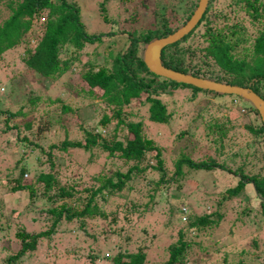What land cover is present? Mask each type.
<instances>
[{
    "label": "trees",
    "instance_id": "trees-1",
    "mask_svg": "<svg viewBox=\"0 0 264 264\" xmlns=\"http://www.w3.org/2000/svg\"><path fill=\"white\" fill-rule=\"evenodd\" d=\"M81 1L0 0V96L4 98L0 102L7 101L5 98L14 90L13 84L18 87L29 85V79L54 83L79 62V84L66 87V90L74 93L76 98L79 94L98 96L103 99L104 109L111 104L116 106L114 123L105 112L98 117L93 128L86 127L79 120L76 127L81 137L68 139L67 124L63 119H54L51 115L44 119H36L34 114L26 116L41 101L31 89L23 103L13 104L14 107L0 105V131L5 141L3 147L9 146L10 162L9 166L0 169V185L4 182L0 191V264H32L31 257L35 259L44 244L41 262L36 260L33 264H59L60 257L67 258L64 264H77L82 257L88 264H97L103 256L107 264H144L145 250L140 246L134 250L129 247V243L133 244L135 240L133 224L160 205L162 186L182 188L185 166L202 171L222 169L234 175L236 182L223 190V198L237 197L246 186L250 187L259 203L258 219L253 221L256 223L255 235L249 238V249L240 248L239 256L236 259L231 257L230 261L224 252L222 261L224 264H261L259 252L264 246V127L251 102L239 95L226 94L236 100L243 99V110L255 115L242 128L245 148L251 151H245L244 158L234 167L227 165L224 159L219 162L216 157L208 155L194 161L186 152H180L174 159L172 171L168 172L161 147L143 132L142 122L129 121L123 116L126 104L145 105L148 121L166 124L173 117L161 99L162 94L171 95L174 90L185 87L191 91V97L225 94L155 75L143 62L145 44L182 26L198 0H154L153 18L147 26L141 27L135 26L141 22L142 11L127 8L123 18L126 26H123L121 19L108 16L106 0L96 3L98 10L90 0L91 10L95 9L93 13L111 27L109 31L92 33L87 31L80 16ZM146 3L138 1L141 7ZM39 30L40 36L36 37ZM110 34L113 42L107 40ZM94 42L106 43L100 57L97 51L85 52ZM110 43L117 44V49L112 51ZM62 54L68 58H62ZM160 60L165 67L176 71L247 87L264 99V0H207L193 28L162 47ZM21 75L29 79L24 81L19 77ZM1 85L6 87L7 93L1 91L4 89ZM60 109L78 117L77 107L62 102ZM237 119L228 113L220 114L218 108L204 118L194 110L189 117L174 119L181 127L174 142L191 132L202 139L198 138L200 142L211 143L218 150L217 146L222 148L225 143H230L233 134L240 131L241 128L234 124ZM60 128L65 132L63 139L49 141L51 136H57ZM105 129L107 133L104 134L102 130ZM12 131L17 137L15 151L11 148L14 144L9 145L8 140ZM20 146L31 149L18 150ZM93 149L113 160H120L126 166L110 173L99 171L76 178L58 171L64 154L70 156L73 150L91 152ZM41 154L45 156L43 161L39 160ZM248 154L255 158L248 160ZM237 155L238 151L233 152L230 158ZM92 160L90 155L87 162ZM38 161L44 167L36 166ZM254 162L259 166L250 172L249 168L255 167ZM28 172H32L31 178H27ZM155 172L159 174L135 188V184ZM3 193L12 195L10 202L3 200ZM168 204L172 209L173 204ZM187 204L180 199L176 204L178 211L185 214L183 209ZM35 206H39L40 211H36ZM35 211L39 215L36 216ZM26 215L31 216L29 219L34 228L24 224L21 218ZM223 217L218 209L186 212L177 229V237L167 246L168 255L163 264H187L194 236L218 224ZM236 219L243 222L239 216ZM96 223L114 226L116 229L112 228V232L105 229L104 232L107 237L113 233L116 239H122L123 248L102 257L93 248L92 252L83 253L84 240L97 236L91 231V225ZM63 239L70 240L69 244L57 245ZM92 241L97 244L96 238ZM251 252L254 254L250 255Z\"/></svg>",
    "mask_w": 264,
    "mask_h": 264
},
{
    "label": "rangeland",
    "instance_id": "rangeland-1",
    "mask_svg": "<svg viewBox=\"0 0 264 264\" xmlns=\"http://www.w3.org/2000/svg\"><path fill=\"white\" fill-rule=\"evenodd\" d=\"M99 1L100 0H92V3H94L93 6L96 10H98V5L96 7V3ZM138 1L140 0H128V2H123V0H106L105 4L107 14L109 17L121 19L120 22L123 24V26H126L123 18L128 12L127 8L133 9L134 11L139 10L143 12L140 17L141 22L136 23L137 26H134H147L153 18L152 9L154 7V0H143L147 2L145 7H141L140 4H138ZM81 3L83 6L81 5L80 7V16L83 18L82 20L85 23L86 29L89 33H92L93 31L105 32L111 29L110 26L104 24L100 18L96 16L95 13H93L95 9L94 11L91 10L90 0H83ZM37 33L36 37H38L40 30L37 31ZM107 40H111L113 42L112 34L108 36ZM105 44V42H94L93 44H89L85 52L90 53L92 51H97L100 53V57L103 54ZM117 47V44L110 43V48L112 51L114 48L117 49ZM62 55V58H68L67 55ZM78 63L79 62H75L74 66H71L72 68L65 71L54 83L53 81L52 83H44L42 81L26 78L24 75L19 76L20 78H23L24 81H27L25 79H29V85L26 83L24 86H20V91V87L13 84L12 87L14 90L9 92L7 99L5 98V100L8 102H0V105L6 106L9 104L10 106H13V104L15 105L16 103H23L27 99V91L31 89L39 95L41 101H39L35 109L32 110V112H29V114L26 116L28 117L31 114H34L36 119H44L47 115H51V117L54 119H63L64 123L67 124L66 137L68 139L81 137V132L76 127V123L79 120H81L86 127L93 128L98 117L103 112H105L112 118L114 123L116 120L114 118L115 105L111 104L107 109H104V102L102 98L94 95H84V97L83 94H79V98H76V96L73 95L74 93L71 94L68 90H66V87L71 88L72 85L79 84V73L77 70L80 65ZM21 69L22 71L24 70V68ZM7 70L9 71L8 67ZM1 71L4 72L6 70L2 69ZM1 86L4 88L1 91L7 93L6 87L4 85ZM2 99L4 98L0 96V100ZM161 99L164 100L168 106V109L172 112L173 118H171L172 120L166 124H154L148 121L146 118L147 113L145 105L138 107L133 103L129 105L126 104L125 107H123V116L129 121L142 122L143 132L146 133L147 136L152 137L161 147L164 165L168 172L172 171L174 159L179 156L180 152H186L188 156L194 161L205 159L208 155L216 157L219 162L224 159L227 162V165L234 167L244 158L245 154L243 153L245 151H251L250 149L245 148V136L243 134L244 131L242 128L244 123L252 120L255 115L249 112L246 113L243 110L244 106L241 105L244 103L243 99L236 100L226 94H221L216 97L209 95L199 97L197 94L195 97H191V91L186 87L174 90L171 95L162 94ZM62 102L70 104L74 108L77 107L78 117H76L70 111H61L60 103ZM215 108H218L220 114L228 113V115L238 117L237 121H234V124L239 126L241 129H239V132L233 134V138L230 139V143H225L222 148L217 146L218 150H216L214 145L211 143L205 144L204 142H200L198 139L200 137H198L196 134H192L191 132H188L187 135H185L178 142H174L175 136L177 135L179 129H181L180 126H177V122L174 121L175 118L183 119L187 116L189 117L194 110H198L199 114L203 118L209 117L213 114ZM122 132H126V130L120 131V134H124ZM56 133L57 136H51L49 141H61L63 139L65 135L63 128H60ZM102 133H107L106 129L102 130ZM2 136L3 132L0 131V169H4L10 165L9 154L7 150V147L9 146L3 147L5 145V141L4 137ZM119 137L121 138L120 135ZM8 140L9 145L14 144L11 148L13 151H15L18 147L16 145L18 144L17 137L14 136L13 131L11 132ZM20 149L30 151L31 148L29 146H20L18 150ZM13 151L11 152L14 153ZM236 151L239 152V155L233 159L230 158V154ZM90 155L93 156V160L92 162L88 163L87 161ZM39 157V160H45L44 155L41 154ZM251 157L255 158V156L248 154V160ZM40 162L38 161L35 163V165L44 167L43 163ZM59 164L60 166H58V171L61 170L62 175L74 178L78 177V175L83 177V175H88L95 172L97 173L99 171L110 173L116 168L123 169L126 166L125 164H121L120 160H113L104 153L94 149L91 152L73 150L70 156L64 154L63 158L60 159ZM254 164L255 167L253 166L252 168H249L250 172L256 171L259 166L256 162H254ZM35 165L33 166L34 168ZM84 166H86V168L83 170ZM183 169L185 177H182V188L176 189L171 186L167 189L165 185L162 186V190L160 192L161 195L159 197L160 205L155 207L152 213L146 212L147 214H145L144 217H142L140 220H137L133 224V227L135 228L132 231L135 240L133 244L129 243V247L133 248L134 250L137 246H140L145 250L144 264H163L168 255L167 246L177 237V229L181 226L182 221H184L183 218H185L186 212L193 211L196 213H201L205 210L209 211L212 209H218V211L224 215L222 221L216 225L210 226L205 231H202L194 236L195 242L193 243L189 252L187 264H224L222 261V254L224 252H226V255L228 254L227 257L229 261L231 257L232 259H236L239 256L238 251L240 248L249 249V238L253 234L255 235L256 223L253 221L258 219L256 216L259 207L258 200L256 197H254V194L250 190L249 186H246L242 194L237 197H233L231 199L223 198V190L234 185L236 182V177L230 172H226L222 169H215L212 171L191 170L186 166ZM157 174L159 173L155 172L154 174L147 175L148 177L143 179V181H140L139 184H135V188H137L138 185H144V183L149 178H152ZM31 176L32 172H28L27 178H31ZM3 184L4 182L0 185V191L3 189ZM51 192L52 190H49V193ZM2 196L5 202H10L12 198V195L6 193H3ZM180 199H183L188 203L187 207L183 209L185 214H182V211H178V205L176 204L180 201ZM14 202L16 203V201ZM168 202L173 204L172 209L170 208ZM29 208L32 209L31 207ZM34 208H36V211H40L39 206H35ZM170 213L172 216L169 215ZM35 215L37 216L39 214L36 212ZM236 216H239L243 222L238 221ZM29 218H31V216L28 217L26 215L22 216L21 219L24 220V224L26 226L32 229L34 226L32 227L33 223H31ZM246 221L248 222L247 225ZM261 222H263V220ZM112 228L116 229L114 226L111 227L109 225L97 223L93 226L92 224L91 231L95 232L97 235L95 237V242H97V244L93 243L92 241L95 238L92 240H84L81 246L82 252H92L93 250L91 248H93L94 251H97L101 255L100 257H102L103 254L105 255L106 253H109L108 255H111L117 250L123 248L124 243L122 244V239H116L115 234L113 235L112 233L110 236H106L104 229L106 231L112 232ZM69 241L70 240L68 239H63L62 242H58L57 245L64 246L65 244H69ZM44 246L45 244L38 251L35 259L34 257H31L30 261L32 264L36 260H38L37 262H41L40 259L42 258L41 254L44 251ZM261 250L262 252H259V261L261 264H263L264 246L261 248ZM253 254L254 253L252 252L250 253V255ZM65 258L66 257H60L58 263L64 264V262H66ZM105 258V256H103V258H99L100 260L97 264H107L105 262ZM84 262V258L82 257L80 258V261L77 262V264H84ZM85 264L88 263L85 262Z\"/></svg>",
    "mask_w": 264,
    "mask_h": 264
},
{
    "label": "water",
    "instance_id": "water-1",
    "mask_svg": "<svg viewBox=\"0 0 264 264\" xmlns=\"http://www.w3.org/2000/svg\"><path fill=\"white\" fill-rule=\"evenodd\" d=\"M206 3L207 0H198L193 13L182 26L178 27L176 30L166 36L155 38L146 43L142 53L143 62L150 72L154 73L155 75L169 78L173 82H182L202 89L241 96L242 98L251 102V104L257 109L264 127V99H262L251 89L176 71L165 67L161 63L160 51L162 47L179 39L193 28V26L200 19L206 7Z\"/></svg>",
    "mask_w": 264,
    "mask_h": 264
},
{
    "label": "clouds",
    "instance_id": "clouds-1",
    "mask_svg": "<svg viewBox=\"0 0 264 264\" xmlns=\"http://www.w3.org/2000/svg\"><path fill=\"white\" fill-rule=\"evenodd\" d=\"M148 43V42H147ZM146 45V44H145Z\"/></svg>",
    "mask_w": 264,
    "mask_h": 264
}]
</instances>
